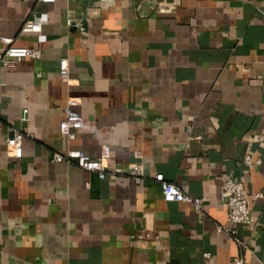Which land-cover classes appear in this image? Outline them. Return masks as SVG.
Masks as SVG:
<instances>
[{"label": "crops", "instance_id": "obj_1", "mask_svg": "<svg viewBox=\"0 0 264 264\" xmlns=\"http://www.w3.org/2000/svg\"><path fill=\"white\" fill-rule=\"evenodd\" d=\"M43 13L44 42L20 32ZM2 36L41 58L0 67V264H264V0H0ZM67 116L82 125L64 136ZM104 144L103 180L51 161ZM158 173L201 211L166 202ZM227 178L263 194L249 204L256 228L234 226L240 244L216 228Z\"/></svg>", "mask_w": 264, "mask_h": 264}, {"label": "built area", "instance_id": "obj_2", "mask_svg": "<svg viewBox=\"0 0 264 264\" xmlns=\"http://www.w3.org/2000/svg\"><path fill=\"white\" fill-rule=\"evenodd\" d=\"M41 3L50 4L55 0H38ZM47 15L45 13L34 15L30 20L22 23L20 32L34 33L37 35L39 42L45 41V36L42 34V24L46 23ZM67 28H76L79 31H84L85 28L80 21L74 19L66 20ZM41 58V50L33 47H24L15 45L14 39L11 37H0V67L13 69L15 65L24 60H38ZM59 76L63 82L70 81L69 69L66 59L59 61ZM78 100L70 98L68 104L76 106ZM25 112V110H24ZM81 120L75 116H67L60 122L59 130L64 136H68L73 130L81 127ZM24 132L18 129H12L10 135L6 140V148L10 155L14 158L22 156V145L24 139ZM199 139L200 136L195 137ZM253 141H258V136L253 137ZM110 158L109 146L104 144L101 146L100 151L96 157H91L80 150H68L64 154L52 153L51 161L54 163H71L79 169L95 174L98 179L103 180L108 174V161ZM259 159H255L253 155L246 154L243 158V164L251 167L259 164ZM130 176L136 183L141 181V174L138 173L134 167L128 170ZM154 179L160 184L163 199L166 202H188L193 205L196 212H200L202 204L200 199L192 198L183 192L175 183L168 181L164 178L163 174L158 173ZM262 193L247 194L241 182L235 181L231 178L224 179L221 186V200L227 209V222L224 226H217V230L229 233L234 241L240 244L237 231L234 226H241L247 230L256 228V224L252 220L249 204L251 201L262 197ZM246 249V247L244 248ZM230 264H248L244 256L239 253L232 257Z\"/></svg>", "mask_w": 264, "mask_h": 264}]
</instances>
